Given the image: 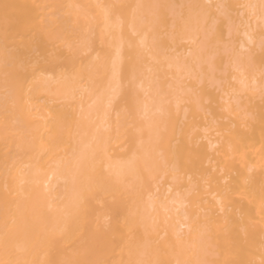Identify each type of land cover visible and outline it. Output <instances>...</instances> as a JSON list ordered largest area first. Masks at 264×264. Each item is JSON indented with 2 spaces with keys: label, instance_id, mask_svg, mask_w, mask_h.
I'll return each mask as SVG.
<instances>
[{
  "label": "bare ground",
  "instance_id": "6f19581e",
  "mask_svg": "<svg viewBox=\"0 0 264 264\" xmlns=\"http://www.w3.org/2000/svg\"><path fill=\"white\" fill-rule=\"evenodd\" d=\"M259 2L0 0V260L7 259V244L26 264H134L141 258L161 264H259L264 251L262 26L255 17L249 25L245 16V26L232 31L225 51L213 33L222 30L227 39V26L217 29L209 22L210 42L205 44L203 32L196 42L197 21L203 27L214 7H180ZM138 4L165 6L155 10L162 22L155 58L138 69L144 91L133 92L127 80L133 61L125 44L123 87L105 114L100 98L109 77L95 62L113 40L104 31V6ZM147 11L137 9V18ZM181 13L191 27L174 30ZM131 15L132 9L126 10L125 36ZM83 38L90 47L80 46ZM5 48L17 59V49L22 50L30 61L19 77L9 75L7 81ZM20 84L24 96L17 110L6 106L4 97L6 89L13 92ZM137 92L138 107L130 110L127 101ZM162 98L172 102L166 127L156 113ZM74 153H83L81 168L95 180L124 169L131 184L150 164L175 165L174 183L169 176L168 183L151 185L153 193L159 187L155 210L149 208L159 227L140 221L139 197L122 189L109 186L106 203L90 199L79 206L72 185L65 183Z\"/></svg>",
  "mask_w": 264,
  "mask_h": 264
},
{
  "label": "snow or ice",
  "instance_id": "6c2138e0",
  "mask_svg": "<svg viewBox=\"0 0 264 264\" xmlns=\"http://www.w3.org/2000/svg\"><path fill=\"white\" fill-rule=\"evenodd\" d=\"M5 9L9 7V5L4 6ZM161 7H165L162 5H105L104 16H103V26L104 31L113 37L109 48L107 51L101 54H97L95 58V62H99V67L101 70L105 72V74L109 77V87L101 96V103L105 105L104 111L105 114L107 112V107L111 105L112 97L115 95L118 88L123 87L124 76V48L125 44L127 45V49L129 50V59L133 61L131 64V70L127 77L128 87L133 92H136L137 89L139 91H144L145 85V77L143 73L138 74V69L143 67L144 64L150 60L154 59L153 49L156 48L159 44L157 36L155 35L157 28L161 25V20L159 14L156 9ZM192 8H215V13L209 14L205 20L203 27L197 21L195 30L198 33L197 35V43L199 42V33L203 32L204 42L205 44L209 43L208 34L209 22L214 25L215 28L219 29L221 26H227L228 28V38L226 39L223 31H219L217 33H213L216 46L223 47L225 51L229 50V41L232 34V31L239 30L241 27L245 26L244 17L247 16V23L250 25L253 17L257 18L260 25L262 26V39H261V48L264 49V0H260L259 4L254 3H246L240 5H229V4H217V5H187L180 6ZM149 9V11L145 12L139 18H137L136 10L137 9ZM132 9L131 22L128 24V34L125 36L124 25L126 23V10ZM241 9L246 10L241 13ZM235 11L236 17L239 18V22L234 18L233 12ZM177 25L182 26L186 30L191 27L190 18L186 19L181 13L174 23L173 27ZM117 33H119L117 35ZM245 36L248 37L249 43L252 42L251 36L245 32ZM81 47H90L87 38H83L80 42ZM71 47V45H69ZM203 51V48L198 50V55ZM17 54L20 59L16 57H12L7 48H5L4 55V66L6 69V81L9 75H13L14 77H19L21 71L26 69L30 61L24 59V53L22 50L17 49ZM158 62V61H157ZM195 67V65L193 66ZM12 69L13 71L9 73L7 70ZM33 72L39 71L38 67H33ZM148 73L152 72V67L149 66L147 68ZM260 80L262 85H264V64H262L260 68ZM255 84V80L253 81ZM261 92L264 94V86L261 87ZM24 89L23 85L20 84L17 89L13 92H9L7 89L5 90L4 102L5 105L11 104L14 109L20 110V106L23 103ZM138 98L139 93L136 95L130 96L127 104L129 109H135L138 107ZM171 101H167L166 98H162L160 104L156 108V113L161 117L162 121L167 126V120L171 117ZM182 103V99L180 96L176 97L175 106L177 111L180 109ZM98 119L103 122V117L99 116ZM19 124L20 121L18 120ZM75 165L71 168L68 174L65 177V183L72 185L73 193L76 197V200L79 206H83V204L90 199H95L98 201H103V195L108 191L109 186L113 190H123L124 192H128L131 194H136L139 197V205L142 206V211L140 206L137 207V215L142 223L146 225L148 222H151V227L153 230L159 227V224L155 217H153L152 213L149 211V208L155 210V201L159 198V187L157 188V192L153 193L151 190V185L168 183V177L171 176L172 181L175 182L178 179L179 169L175 165H169V163L165 160L163 164L158 166L148 165L146 168L145 175H137L136 182L129 184L125 179V170H111L110 176L107 180H95L91 177H85V174L81 168V161L83 158V153L80 156H76L73 154ZM160 157L163 160L164 153H160ZM95 160V156L92 157ZM128 170H132L131 162L127 166ZM191 182V178H189ZM169 192L172 191L171 187L168 189ZM113 211H118V209H114ZM15 222L14 220L12 221ZM9 222L5 220V230L8 229ZM5 236L7 237V231H5ZM264 247V245H262ZM7 259L0 260V264H26L25 261H22L15 257L14 252L5 248ZM140 255L143 257L147 255L146 252L141 251ZM62 264H73L72 261H63ZM79 264V262H76ZM88 264H98V262H88ZM134 264H161L159 261H152L148 259H139L135 261ZM177 264H188V262L177 261ZM249 264H255V261H250ZM259 264H264V251L261 253V258Z\"/></svg>",
  "mask_w": 264,
  "mask_h": 264
}]
</instances>
